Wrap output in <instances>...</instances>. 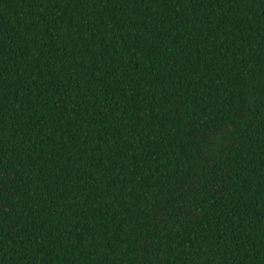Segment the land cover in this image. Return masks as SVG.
Wrapping results in <instances>:
<instances>
[{"label": "trees", "instance_id": "1", "mask_svg": "<svg viewBox=\"0 0 264 264\" xmlns=\"http://www.w3.org/2000/svg\"><path fill=\"white\" fill-rule=\"evenodd\" d=\"M0 264H264V0H0Z\"/></svg>", "mask_w": 264, "mask_h": 264}]
</instances>
